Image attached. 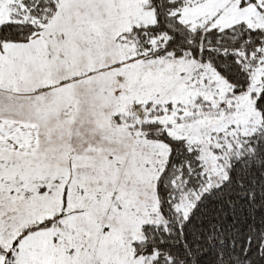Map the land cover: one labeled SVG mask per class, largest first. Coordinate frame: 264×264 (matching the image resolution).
<instances>
[{"label": "snow or ice", "instance_id": "6c2138e0", "mask_svg": "<svg viewBox=\"0 0 264 264\" xmlns=\"http://www.w3.org/2000/svg\"><path fill=\"white\" fill-rule=\"evenodd\" d=\"M0 264H264V0H0Z\"/></svg>", "mask_w": 264, "mask_h": 264}]
</instances>
